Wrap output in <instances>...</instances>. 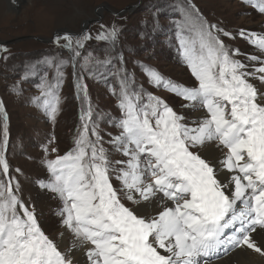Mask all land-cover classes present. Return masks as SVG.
I'll list each match as a JSON object with an SVG mask.
<instances>
[{"label": "snow or ice", "instance_id": "snow-or-ice-1", "mask_svg": "<svg viewBox=\"0 0 264 264\" xmlns=\"http://www.w3.org/2000/svg\"><path fill=\"white\" fill-rule=\"evenodd\" d=\"M242 3L264 15V0ZM180 12V56L192 85L145 72L151 86L183 102V112L136 86L118 58L111 94L120 115L109 117L118 131L105 141L102 114L94 112L77 75L81 109L73 147L63 155L44 148L46 157L56 155L45 158L48 179L40 182L58 201L59 240L43 231L34 206L21 197L6 158L8 116L0 102V264H217L236 249L264 258V34L237 33L261 53L247 56L257 67L236 58L239 50L222 38L236 36L194 5ZM119 32L113 24L101 25L94 37L55 36L53 43L69 58L44 61L40 96L33 98L50 121L59 112L65 69L71 64L75 74L93 63L112 65L83 50L92 39L115 46ZM67 234L73 239L65 245Z\"/></svg>", "mask_w": 264, "mask_h": 264}, {"label": "rangeland", "instance_id": "rangeland-1", "mask_svg": "<svg viewBox=\"0 0 264 264\" xmlns=\"http://www.w3.org/2000/svg\"><path fill=\"white\" fill-rule=\"evenodd\" d=\"M19 1V8L13 10L10 0H0L1 43L26 37L48 40L56 32L79 34L83 22L96 19V8L107 6L117 13L136 6L138 0ZM188 3L194 5L208 22L236 36L234 40L222 37L231 48L239 50L236 58L261 66L258 61L247 60L248 55L261 53L237 33L245 29L264 34V15L245 6L242 0H142L133 11L117 16L103 11L100 14L101 21L87 27L85 32L94 37L101 31V25L118 26L120 32L115 46L92 39L83 50L84 55L91 52L94 58L101 61L112 59L113 63L109 66L93 63L84 69L77 67L75 74L69 64L59 91V112L53 123L33 102V98L40 96L37 85L40 74L45 70L44 61L57 54L68 59L69 54L53 42L42 45L26 40L13 42L8 48L0 47V102L5 106L9 131L6 158L12 175L19 181L22 199L34 206L43 231L51 238L59 240L62 229L56 215L58 201L40 187V182H47L48 179L45 158L53 159L56 155L49 152L46 157L44 148H58L59 154L63 155L73 147L81 109L76 89L77 75L82 77L81 82L86 85L94 112L102 114L100 129L105 141L109 139V133L115 135L118 131L109 122V117L118 118L120 115L116 97L111 94V88L116 85L111 73L115 67L121 66L118 58L122 57L121 67L132 75L136 86H142L146 92L161 97L174 109L183 112L184 109L180 107L183 102L168 91L151 86L145 70H157L174 82L192 85L193 77L180 56L177 36L180 30L176 26L182 19L180 9ZM28 72H32V75L25 78ZM48 77L52 78V71H48ZM79 95L83 96V93ZM105 147L109 145L106 143ZM115 158L123 159L119 155ZM72 239L71 234H67L66 244H70Z\"/></svg>", "mask_w": 264, "mask_h": 264}, {"label": "water", "instance_id": "water-1", "mask_svg": "<svg viewBox=\"0 0 264 264\" xmlns=\"http://www.w3.org/2000/svg\"><path fill=\"white\" fill-rule=\"evenodd\" d=\"M141 1H142V0H138L137 3H136V6H138V5L141 3ZM136 6H133V7H132V6H131V7H127V8H125L124 10L119 11V12H117V13H114L113 11H111V10L109 9V7H107V6H100V7H98V8L95 9V14H96L95 18H96V19H94V20H93V19H92V20H86L85 22H83L82 25H81V31H80L79 34L85 32L86 29H87V27H88L89 25L101 21V15H100V14H101L103 11H105V12H107V13L113 15V16H117V15L123 14V13H125V12L133 11V10L136 8ZM64 33H69V34H72V35H74V36L79 35V34H74V33H71V32H56V33H54L53 36H52L50 39H48V40H42V39L34 38V37H26V38H20V39H17V40H15V41H11V42H2V43L0 42V47H4V46H7V45H10V44L13 43V42L26 41V40H32V41L38 42V43H40V44H42V45H45V44H47V43H52L53 40H54V38H55V36H56L57 34L63 35Z\"/></svg>", "mask_w": 264, "mask_h": 264}, {"label": "bare ground", "instance_id": "bare-ground-1", "mask_svg": "<svg viewBox=\"0 0 264 264\" xmlns=\"http://www.w3.org/2000/svg\"><path fill=\"white\" fill-rule=\"evenodd\" d=\"M66 239L67 235L64 238L65 245H67ZM77 258L83 260L82 253L78 252ZM217 264H264V258L259 257L258 254L251 252V250L236 249L229 256L225 257L222 261H218Z\"/></svg>", "mask_w": 264, "mask_h": 264}, {"label": "crops", "instance_id": "crops-1", "mask_svg": "<svg viewBox=\"0 0 264 264\" xmlns=\"http://www.w3.org/2000/svg\"><path fill=\"white\" fill-rule=\"evenodd\" d=\"M16 1H19V0H16ZM10 3H11V6H13L11 7L13 10H16L19 8V6L18 7L14 6V3L12 2V0H10Z\"/></svg>", "mask_w": 264, "mask_h": 264}, {"label": "built area", "instance_id": "built-area-1", "mask_svg": "<svg viewBox=\"0 0 264 264\" xmlns=\"http://www.w3.org/2000/svg\"><path fill=\"white\" fill-rule=\"evenodd\" d=\"M19 2H20V1H16V0H15L14 6L18 7V6H19Z\"/></svg>", "mask_w": 264, "mask_h": 264}, {"label": "trees", "instance_id": "trees-1", "mask_svg": "<svg viewBox=\"0 0 264 264\" xmlns=\"http://www.w3.org/2000/svg\"><path fill=\"white\" fill-rule=\"evenodd\" d=\"M6 47H7V48H8V47H11V45H8V46H6Z\"/></svg>", "mask_w": 264, "mask_h": 264}, {"label": "flooded vegetation", "instance_id": "flooded-vegetation-1", "mask_svg": "<svg viewBox=\"0 0 264 264\" xmlns=\"http://www.w3.org/2000/svg\"><path fill=\"white\" fill-rule=\"evenodd\" d=\"M54 34V33H53ZM53 34L51 35V37L53 36Z\"/></svg>", "mask_w": 264, "mask_h": 264}]
</instances>
